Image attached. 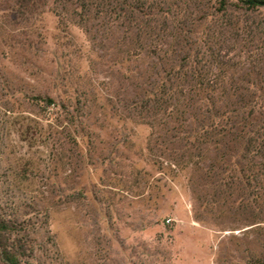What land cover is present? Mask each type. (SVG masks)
Here are the masks:
<instances>
[{
    "label": "rangeland",
    "instance_id": "rangeland-1",
    "mask_svg": "<svg viewBox=\"0 0 264 264\" xmlns=\"http://www.w3.org/2000/svg\"><path fill=\"white\" fill-rule=\"evenodd\" d=\"M127 5L0 0V219L23 230L27 264H249L264 228L206 210L139 118L154 64L133 50L138 11H113Z\"/></svg>",
    "mask_w": 264,
    "mask_h": 264
},
{
    "label": "trees",
    "instance_id": "trees-1",
    "mask_svg": "<svg viewBox=\"0 0 264 264\" xmlns=\"http://www.w3.org/2000/svg\"><path fill=\"white\" fill-rule=\"evenodd\" d=\"M55 1L82 16L90 4L129 0ZM141 1L113 8L124 19L138 11L133 50L153 59V74L139 77V118L151 137L166 141L164 156L191 192L201 189L195 199L206 210L244 209L250 230L264 228V0H182L200 3L181 8ZM22 232L0 219V264H27ZM249 261L264 264V253Z\"/></svg>",
    "mask_w": 264,
    "mask_h": 264
}]
</instances>
